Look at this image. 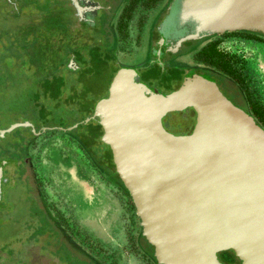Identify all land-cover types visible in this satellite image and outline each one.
<instances>
[{"label":"water","instance_id":"obj_1","mask_svg":"<svg viewBox=\"0 0 264 264\" xmlns=\"http://www.w3.org/2000/svg\"><path fill=\"white\" fill-rule=\"evenodd\" d=\"M68 2L86 23L100 7L96 0ZM0 9L17 13L14 0H0ZM169 9L170 32L160 43L171 50L223 32L264 35V0H174ZM153 50L158 55V46ZM187 107L194 112L190 132L165 130L162 117ZM89 118L101 129L102 162L118 175L157 264H223L217 254L226 250L239 264H264V130L212 78L188 72L164 93L122 67L84 122ZM18 127L37 134L23 120L0 129V139ZM11 161L0 159V184Z\"/></svg>","mask_w":264,"mask_h":264},{"label":"rangeland","instance_id":"obj_2","mask_svg":"<svg viewBox=\"0 0 264 264\" xmlns=\"http://www.w3.org/2000/svg\"><path fill=\"white\" fill-rule=\"evenodd\" d=\"M17 3L22 4L23 1ZM48 12L52 15L49 17L46 13L47 17L44 13L45 22L32 6H24L18 14L9 16L0 9V29L6 31L0 34V127L25 120L32 116L38 106H42L51 115L52 118L47 122L52 126H69L74 124L75 116L76 119L82 117L80 110L72 108V111H63L53 103L56 101L55 93L59 95L69 91L67 79L75 76L66 74V71L61 74L62 58L57 46L63 38L57 26L65 19L73 22L77 18L68 0H55ZM15 41L18 42L16 45L9 46V43ZM240 41L242 39L237 38V44L242 48V51L238 49L239 56H242L239 60H242L244 71L250 74L248 81L251 88L257 90L264 103V45L253 42L249 44L248 41H242L241 44ZM158 64L161 67L160 62ZM112 75L84 74V86L77 84L76 89L84 90L89 98L93 95L99 98L104 95L105 86ZM58 78L61 79L59 84L62 83V87L57 90L54 86L51 90L55 99L49 95L44 97L41 94L44 81ZM36 92L38 95H33ZM58 113L68 124L59 123L56 116ZM193 121V113L185 110L169 112L161 119L164 129L173 134L185 133L193 126ZM100 131L99 128L95 130L97 134ZM27 149L39 197L43 198L57 222L61 223L66 235L65 242L70 248L83 253L96 264H155L151 258L152 248L139 236L138 218L128 196L121 189L118 175L111 181L100 163L90 157L66 132H46L33 139ZM19 192L16 189V195ZM14 195L12 193L10 199L13 200ZM17 204L16 207L12 204L9 212L0 213V247H10L15 252L30 245L28 239L34 241L37 238L33 237L36 226L40 223L44 226L41 221L43 219H39V213L34 212V208L30 209L28 205L25 207L19 202ZM89 205L93 206L92 210H87ZM45 230L50 231L47 226ZM51 235L52 239L55 238L51 231L35 241L34 244L41 248V252H52V246L48 245ZM120 251L123 256L119 258ZM217 256L223 264L238 263L230 251H221Z\"/></svg>","mask_w":264,"mask_h":264},{"label":"flooded vegetation","instance_id":"obj_3","mask_svg":"<svg viewBox=\"0 0 264 264\" xmlns=\"http://www.w3.org/2000/svg\"><path fill=\"white\" fill-rule=\"evenodd\" d=\"M96 1L100 7L90 23L65 19L58 28L63 39L59 40L57 50L60 49L63 62L67 56L72 57L73 61V64L66 65L67 68L61 67V74H65L64 71H66V74L72 76L75 74V76L67 79L69 91H64L57 96L56 101L53 102L55 106H60L63 111H72L64 109L72 106H75V110L92 109L98 97L94 98L93 95L89 98V94L83 92L84 90L76 89L77 84L84 86L82 84L86 78L84 74H113L119 68L129 67L136 71L139 79L146 85L168 93L180 85L185 74L192 72L206 74L212 78L219 91L233 105L251 116L264 130V116L260 118L261 115L258 113L260 108L264 112V103L259 98L257 90H253L250 86L248 81L250 74L244 71L242 60H239L242 56H239L238 49L242 51V48L237 44L238 38L248 41L249 44L264 45V35L247 31L223 32L184 41L171 50L164 47L160 41L162 42L170 32L167 27L172 19L169 5L174 0ZM242 41H240L241 44H243ZM155 46H158V55L154 54ZM184 110L189 111L190 114L193 113L194 120L192 108L187 107ZM44 112L43 107L38 106L32 116L25 119L37 134H31L30 127H19L0 139V154H3L0 155V159L14 160L5 163L1 168L2 177L5 180L0 184V213L9 212L12 204L13 207L18 206L17 202L23 203L25 207L28 205L30 209L34 208V212L39 213L37 214L39 219H43L41 221L50 229L39 238L53 231L55 238L52 239L53 236H49L51 242H48V245H51L54 250L63 241L65 242L66 235L61 223L57 222L56 216L50 212L43 198L39 197L28 162L27 146L33 139L46 132L59 131L70 134L68 131L73 128L64 130L71 125L56 127L48 124L47 120L52 117ZM89 115L83 114L82 119L74 117V124H76L74 128L83 125L76 129L79 139L70 135L90 157H94L100 163L103 171H108L102 162L100 147L97 151L93 149L94 129L96 130L98 125L92 118L84 122ZM56 116L59 117H57L59 123L68 124V121L61 117V113ZM90 120L93 121L90 122ZM43 127L48 129L42 131ZM191 128L181 134L189 133ZM16 189L20 191L17 195ZM12 193L15 194L13 200L10 199ZM139 236L149 247L151 246L141 234ZM65 244L69 247L66 242ZM69 249L73 248L69 247ZM118 255H120L119 258L123 256L121 251Z\"/></svg>","mask_w":264,"mask_h":264},{"label":"trees","instance_id":"obj_4","mask_svg":"<svg viewBox=\"0 0 264 264\" xmlns=\"http://www.w3.org/2000/svg\"><path fill=\"white\" fill-rule=\"evenodd\" d=\"M18 1L15 0L17 13L12 14V13H9L7 11L2 10L4 12V14H6L7 16L16 15V14H18L19 9H21L22 7L32 6L34 8V11L37 12L39 14V16H41V18H43L45 21V16H47V14L49 17H51V15H52V13L48 12V10L50 9V5L52 3H55V0H42L41 2H39L38 0H22L23 1L22 4L17 3ZM44 13L45 14L47 13V14L44 16L43 15ZM49 20H52V19H49ZM45 22H47V21H45ZM57 27L59 28L60 25H58ZM5 33H6V31L4 29H0V34H5ZM16 43H18V42H16V41L11 42V43H9V46H13L14 44L16 45ZM19 45H21L20 42H19ZM67 57L65 58L64 62H63V58L61 60V66L64 68H67V66L65 64V62L69 58V57L68 58ZM60 80L61 79L58 78L55 80L52 79V80L44 81V83H43L44 87H42V89H41V94H44L43 95L44 97L49 95L51 98H54V94L51 92V90L54 89V86H56L57 90L60 88V86L62 84V83L59 84V82H61ZM33 95L37 96L38 93L36 92V94H33ZM57 96H58V94L55 93V98H57ZM72 108H73V110L76 109L75 106H72L70 110H72ZM78 110H80L82 112V117H83V114H87V116H88L92 109L88 108L86 110H83L81 108ZM258 113H259V115H261L260 118L264 116V112L261 108H260ZM82 117H81V119H82ZM82 125L83 124L78 125L77 127L80 128V127H82ZM6 126L7 125L0 127V128L4 129V128H6ZM77 127L71 129L70 131H68V133L73 135V137L79 139V134L76 132ZM97 127L100 129L99 125ZM100 134H101V131L97 134L95 132V129H94L92 144L94 147L93 149L95 151H97L99 147L101 149V146H102V143L99 140ZM0 155H3V154H0ZM105 172H107L108 178L111 181H112V179L117 178L116 173H114V172L110 173L111 171L109 172V170L105 171ZM121 189L127 195V192L122 187V185H121ZM42 225L43 224L40 223L38 226H36V228H34L33 237L39 238L46 231L45 230L46 225H44V226H42ZM37 238L34 241L31 240V238L28 239L27 242L30 245H28V246L25 245L22 250L16 251V252L14 250H12V248H10V247L8 249H4L3 246H1L0 247V264H75V262H77V264H96L93 260L86 257L83 253L78 252V251L76 252L73 249L72 250L69 249V247L65 244V242H62L61 246H58V248L54 249L50 253H43V252H41V248L40 247L38 248V245L34 244L35 241L38 240ZM150 248H151V246H150ZM228 251L232 252L231 250H226L225 252L228 253ZM151 258H152L153 262L156 264L152 255H151Z\"/></svg>","mask_w":264,"mask_h":264},{"label":"crops","instance_id":"obj_5","mask_svg":"<svg viewBox=\"0 0 264 264\" xmlns=\"http://www.w3.org/2000/svg\"><path fill=\"white\" fill-rule=\"evenodd\" d=\"M93 209V206L91 205H89V206H87V210H92ZM96 208H95V206H94V210H95Z\"/></svg>","mask_w":264,"mask_h":264}]
</instances>
